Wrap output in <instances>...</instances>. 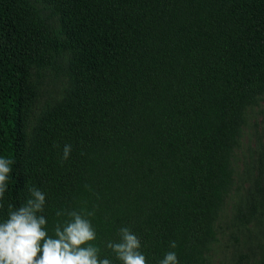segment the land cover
<instances>
[{"label": "trees", "instance_id": "1", "mask_svg": "<svg viewBox=\"0 0 264 264\" xmlns=\"http://www.w3.org/2000/svg\"><path fill=\"white\" fill-rule=\"evenodd\" d=\"M40 2L56 31L28 0H0V156L14 161L0 221L36 187L49 235L68 219L57 210L94 211L112 264L123 227L146 264L169 251L207 264L246 112L264 97V0ZM63 52L66 86L26 135V77Z\"/></svg>", "mask_w": 264, "mask_h": 264}, {"label": "rangeland", "instance_id": "2", "mask_svg": "<svg viewBox=\"0 0 264 264\" xmlns=\"http://www.w3.org/2000/svg\"><path fill=\"white\" fill-rule=\"evenodd\" d=\"M45 19L50 32L59 28L58 17L40 0H28ZM68 53L53 57L42 69H31L25 88L31 96L24 104V131L27 135L38 115L61 96L66 86ZM234 183L216 221V242L207 264H256L264 239V97L249 109L238 147L232 158Z\"/></svg>", "mask_w": 264, "mask_h": 264}, {"label": "clouds", "instance_id": "3", "mask_svg": "<svg viewBox=\"0 0 264 264\" xmlns=\"http://www.w3.org/2000/svg\"><path fill=\"white\" fill-rule=\"evenodd\" d=\"M71 151L72 145L65 144L62 159L66 160ZM13 163L11 158L0 156V208L4 206ZM29 193L30 198L19 208L9 205L7 219L0 221V264H112L108 258H101L100 248L93 243L97 234L89 217L94 211L57 210V217L68 219L58 221L54 235H49L43 215L46 196L36 187ZM119 236L118 241L107 243L116 259L121 264H146L140 238L127 227L120 229ZM170 247L175 248L176 242L172 241ZM159 264H179L176 253L169 251Z\"/></svg>", "mask_w": 264, "mask_h": 264}]
</instances>
